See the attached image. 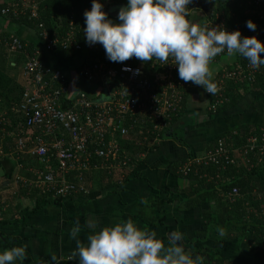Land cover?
<instances>
[{"label":"built area","instance_id":"obj_1","mask_svg":"<svg viewBox=\"0 0 264 264\" xmlns=\"http://www.w3.org/2000/svg\"><path fill=\"white\" fill-rule=\"evenodd\" d=\"M105 1L100 0L102 4ZM248 4L255 9L262 24L259 30L250 31L248 37L255 36L264 44V0H249ZM212 9L208 12L191 3L187 18L201 26L223 27L243 35L240 27L228 26L224 13H212ZM38 11L36 1L14 0L12 6L1 13L9 18L28 14L30 19L37 20ZM85 27L80 26L78 30L83 36ZM38 29L41 46H31L18 36L5 40L10 56L19 55L24 59L22 72L28 88L18 102L15 123L7 113H0V160L9 157L23 161L25 157H33L32 179L26 181L20 177L16 183L51 199L64 201L88 194V187H91L86 180L88 173L113 171L116 165L110 160H119L125 152L120 140L129 137L137 128L144 133L145 142H150L149 137L158 142L157 132L173 121L188 94L198 86L179 79L177 66L171 59L168 65L158 60L144 62L145 65L128 61L91 63L83 66L82 74L86 81L98 84L99 95L90 97L79 93L70 98L64 74L45 63L42 57L44 53L82 51L77 28L71 23L69 32L58 37H52L43 23H39ZM220 61L225 64L212 74L218 84L217 94L212 96L205 92L209 100L208 112L214 114L226 103L225 91L230 83L245 85L253 82L262 71V68L252 69L238 54L228 56L226 51L210 65L215 66V62ZM125 68L131 71H124ZM7 136L15 139L8 153L5 152ZM235 154H239L246 164H251V168L255 165L253 162L263 163L264 127L259 135L248 138L241 148L220 140L218 147L203 157L188 159L181 170L187 176L208 164L225 169L235 163ZM240 196L239 188H233L226 198L234 204Z\"/></svg>","mask_w":264,"mask_h":264},{"label":"crops","instance_id":"obj_2","mask_svg":"<svg viewBox=\"0 0 264 264\" xmlns=\"http://www.w3.org/2000/svg\"><path fill=\"white\" fill-rule=\"evenodd\" d=\"M120 9L121 7H113L110 12L112 16L109 18L118 20ZM2 17L6 19L5 16ZM1 24V38L6 30H9L12 36L20 37L31 46L42 45L39 29L16 26L7 19L1 21ZM4 24L10 25L9 29H6ZM97 45L99 44L89 46L87 43L82 46L81 53L85 52V49L87 52L83 57L80 58V53L76 58L78 65H81V72L76 70L75 61H70V58L59 57L55 53H44L42 60L60 70L66 77L70 98L79 93H86L90 97L99 95L98 84L86 81L82 74L86 54ZM12 57L13 61L5 63L0 70L11 80L8 94L10 90L16 89L17 98H21L28 88V83L23 77L21 79L15 70L22 69L24 59L19 55ZM223 64L225 62L220 61L215 62V66L210 65L212 74L214 71L215 74L220 71ZM202 88L201 86L200 89ZM197 89L196 87L188 94L184 116L157 132L158 142L153 137H149L150 142H145L142 137L140 149H143L144 145L148 147L139 155L133 156L136 172L128 182H120L118 187L102 189L98 181H94L90 184L91 187H88L87 195H77L64 200L62 205L50 204L34 211L35 199L23 190L24 186L16 183L20 177L26 181L32 179L33 171L30 165H34L33 160L30 157H25L23 161L14 160L12 178L6 177L0 167V222H6L0 224V252L6 250L1 246L2 238H13L20 240L22 246H26V259L32 263L52 259L55 263L48 264H78V257L72 255L76 249V241L70 237L71 229L77 221L81 226L78 239L81 243H86L87 236L91 234L86 226L90 218L96 219L98 229L132 219L142 229L155 231L165 247L169 246V235L178 232L184 237V248L185 244L195 242V248L204 245L207 247L204 252L211 253L214 259L220 258L238 264H259L260 259L257 256L251 257L246 252L242 238L215 236L214 228L208 230V215L215 211L214 201H203L196 208L186 207L184 191L189 188L190 181L183 176L181 168L188 159L203 157L211 143L231 129L248 124L264 127V95L251 93L232 110L212 115L208 112L207 97L206 103L202 102L200 90ZM12 101L13 99L4 98L0 108L15 105ZM135 132L142 133L140 130ZM127 153L133 155L132 149H128ZM237 157L240 165L245 168V161L240 155ZM117 170L119 169L113 171ZM21 172L26 174L21 176ZM98 172L100 171L93 173ZM116 178L121 181L124 175L116 173ZM205 231L207 234L212 233L210 240L204 243L202 240H194ZM215 249H218V252H215ZM202 263L201 260L200 264Z\"/></svg>","mask_w":264,"mask_h":264},{"label":"clouds","instance_id":"obj_3","mask_svg":"<svg viewBox=\"0 0 264 264\" xmlns=\"http://www.w3.org/2000/svg\"><path fill=\"white\" fill-rule=\"evenodd\" d=\"M192 0H127L118 13V21L109 18L100 0H92L90 11H85L84 36L89 46L100 44L111 62L123 63L131 58L142 62L160 61L168 65L171 59L178 76L184 82L202 86L215 96L218 84L214 82L210 64L221 53L238 54L252 69L264 67V44L253 37H244L240 31L229 32L223 27L201 26L187 17ZM246 27L256 31L249 20ZM124 71H131L129 68ZM139 75V70L136 71ZM98 222L90 218L86 226L91 234L86 243L78 239L81 226L77 221L70 237L76 241L72 253L78 264H200L201 257L193 258L183 247V235H169L165 247L155 231L142 229L132 219L98 229ZM223 236L224 229H217ZM26 246L12 247L0 252V264H23Z\"/></svg>","mask_w":264,"mask_h":264},{"label":"trees","instance_id":"obj_4","mask_svg":"<svg viewBox=\"0 0 264 264\" xmlns=\"http://www.w3.org/2000/svg\"><path fill=\"white\" fill-rule=\"evenodd\" d=\"M30 2L32 0H29ZM213 7L212 13L221 12L224 13L228 26L232 28L240 27L244 37H248V33L251 31L246 27V22L251 20L257 25V29L261 28V23L258 21L255 15V9L250 6L249 0H212ZM11 2H6V0H0V12L3 8L9 7ZM44 11L39 14V19H30L27 15H20L17 17L7 18L16 26H25L31 29H38L39 23H43L47 31L52 37L64 36L69 32L71 23L75 26L77 31L78 43L82 46H86L87 42L85 37L78 31L80 26L85 25L84 13L85 11H90L92 6V0H44ZM192 3L199 9L203 8L198 0H192ZM127 0H112L107 3L103 10L108 13L111 17V9L113 7H123L126 6ZM40 7V5H39ZM39 12V11H38ZM208 12H211L208 11ZM1 14V13H0ZM3 21L6 20L4 17ZM3 36H5L3 34ZM2 36V37H3ZM12 35L7 37L11 38ZM25 42V41H24ZM59 57H66L67 59L77 58L81 51L78 52H54ZM264 58V54L261 55ZM111 62L107 59L105 50L102 45H97L91 49L89 53L86 54L84 58V64L91 63H103ZM134 65H145L144 62L131 58L128 60ZM11 87V80L7 75L0 70V104L2 105V100L8 95V89ZM12 90H10L11 92ZM251 93H260L264 95V67H262L261 73L257 78L250 83L245 85H234L230 83L225 91V97L227 98L226 103L218 108L215 114L225 113L236 106H238L246 97ZM10 94V93H9ZM15 105L7 106L6 113L11 117V121L15 123L17 120V100H14ZM209 104V100H208ZM185 103L183 108L178 112V115L173 119L179 121L185 113ZM2 107V106H1ZM215 115L214 113H210ZM172 123V122H171ZM262 126L258 125H243L231 129L222 137H218L209 146L208 151L213 150L218 147L220 140H223L226 144L234 145L235 147H244L247 144V139L259 135ZM140 130L137 128L136 131ZM144 130V129H143ZM143 133L131 132L129 137L120 140V145L124 147L125 152H123L122 157L119 160H110L116 165L115 169L117 171H104L101 170L98 173H88L86 175V180L90 183L98 181L100 188H111L112 186H120L128 182L131 177L135 174V167L133 156L139 155L141 151H145L148 147L143 146L140 149V142L142 141ZM5 141V152H10L11 148L15 143V139L10 136L6 137ZM145 144V143H144ZM128 149H132L133 155H128ZM207 151V152H208ZM239 155V154H237ZM237 155H234L235 163L222 169L220 166L208 164L205 166L198 167L194 169L190 174L185 176L190 181V186L185 192V204L186 207L196 208L203 201L215 202V211H211L209 216V226L214 228L215 236H220L217 229L223 228L224 235L226 237L235 239L236 237L242 238L244 240V248L246 252L251 256H257L260 259L259 264H264V162L257 164L253 162L254 165L251 168V164L245 163V168L240 165L237 160ZM241 157V156H240ZM32 160L33 157H31ZM242 159V157H241ZM126 162V165H123ZM120 167H118V165ZM14 166V167H13ZM137 166V164L135 165ZM0 167L5 172V176L12 178L13 171L15 168V162L13 159L7 157L0 160ZM181 171V170H180ZM182 172V171H181ZM116 173L124 175L123 180L116 178ZM183 173V172H182ZM96 176V177H95ZM184 176V174H183ZM121 182V184H120ZM23 187L26 193H29L31 198L35 199L34 211H39L47 205H62V200H51L48 196L41 194L39 191L30 190L29 188ZM233 188H239L241 198L234 204L229 203L226 195L232 191ZM28 190V191H27ZM5 221L0 222V224H5ZM212 233L205 231L201 235H197L194 240H202V242H207L210 240ZM195 242L185 244V250L188 254L201 257L202 264H209L207 259H210L211 264H238L230 261H225L220 258L214 259L211 253H205L204 250L207 249L204 245L199 248L194 247ZM1 246L3 249H11L12 247H21L22 242L18 239L2 238ZM211 252V251H210ZM218 252V249H215ZM55 263L52 259H44L38 263H32L25 259L24 264H48ZM59 264H69L67 262H60Z\"/></svg>","mask_w":264,"mask_h":264},{"label":"rangeland","instance_id":"obj_5","mask_svg":"<svg viewBox=\"0 0 264 264\" xmlns=\"http://www.w3.org/2000/svg\"><path fill=\"white\" fill-rule=\"evenodd\" d=\"M29 1V0H28ZM39 5H40V7H39V14H41L43 11H44V9H45V6H44V0H35ZM107 1V2H106ZM104 3H103V5H106L107 3H110L112 0H106ZM206 1H210V0H206ZM3 16V15H2ZM1 16V14H0V27L1 26H3V24H1V21H3V17ZM113 21L114 22H117V23H119V21L118 20H114L113 19ZM4 23V22H3ZM10 25H8V24H4V27L6 28V29H9L8 27H9ZM12 28V27H11ZM12 34V32H10L9 30H6V32H5V36H3V38H1L0 37V68H2V66L5 64V63H7V62H12L13 60H12V56H10L9 54H8V52H7V50H6V48H5V40L7 39V37L9 36V35H11ZM100 45V44H99ZM87 52V49H85V52H82L81 53V56H80V58L81 57H83V55H85V53ZM11 57V58H10ZM79 57V56H78ZM77 57V58H78ZM70 61L71 60H73V61H75V67H76V70H78V72L80 71L81 72V65H78V63H77V59L76 58H73V59H69ZM12 72H14V71H12ZM15 72L18 74V76H20V78L21 77H23L24 78V76H23V72H22V69L21 68H17L16 70H15ZM22 79V78H21ZM200 87L201 86H199V87H197L198 89L197 90H200L199 91V94L201 95V101L203 102H205L206 103V96H205V90H204V88H202V89H200ZM17 93H18V91L15 89V90H12L11 92H10V94H8L9 95V97H6V99H13V101L14 100H17L18 102H19V100L21 99L20 97H18L17 98ZM18 102H17V104H18ZM6 111H7V109H6V107H2V108H0V113L1 114H4V113H6ZM26 173H27V171H26ZM26 173H24V172H21L20 173V175L21 176H24Z\"/></svg>","mask_w":264,"mask_h":264},{"label":"water","instance_id":"obj_6","mask_svg":"<svg viewBox=\"0 0 264 264\" xmlns=\"http://www.w3.org/2000/svg\"><path fill=\"white\" fill-rule=\"evenodd\" d=\"M199 3L201 4V6L205 9H207L208 11H210L213 7V1L210 0V1H204V0H199ZM208 263H210V259H208Z\"/></svg>","mask_w":264,"mask_h":264},{"label":"flooded vegetation","instance_id":"obj_7","mask_svg":"<svg viewBox=\"0 0 264 264\" xmlns=\"http://www.w3.org/2000/svg\"><path fill=\"white\" fill-rule=\"evenodd\" d=\"M204 1H206V0H204Z\"/></svg>","mask_w":264,"mask_h":264}]
</instances>
